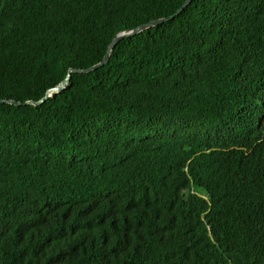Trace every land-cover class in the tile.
Here are the masks:
<instances>
[{"label":"trees","instance_id":"16d2710c","mask_svg":"<svg viewBox=\"0 0 264 264\" xmlns=\"http://www.w3.org/2000/svg\"><path fill=\"white\" fill-rule=\"evenodd\" d=\"M184 2L0 0V99ZM0 264H264V0H193L0 104Z\"/></svg>","mask_w":264,"mask_h":264},{"label":"water","instance_id":"95a60500","mask_svg":"<svg viewBox=\"0 0 264 264\" xmlns=\"http://www.w3.org/2000/svg\"><path fill=\"white\" fill-rule=\"evenodd\" d=\"M193 0H190V2H185L181 5V7L179 9H177L176 13L168 18H159V19H155V20H151L145 24L139 25L137 27H134L130 30H126V31H121L119 33H117L115 35V37L110 41V43L107 46L106 52L102 58V60L86 69H76V68H70L67 72L66 77L64 78L63 81H61L60 83H58L57 85H55L54 87L48 89L45 92V95L38 101H25V102H19L16 100H12V99H0V104H10V105H14V106H23V105H32V106H39L42 103H44L48 98L53 97L55 94H58L60 92H62L63 90H65V88L67 87L69 78L71 76V74L74 73H79V74H88L91 73L95 70H97L98 68L106 65L109 61V57L110 54L112 52V50L115 48V46L123 39L125 38H129L132 36H135L137 34H140L150 28L156 27L162 23H165L169 20H171L172 18H174L175 16L179 15L180 13H182V11L192 2Z\"/></svg>","mask_w":264,"mask_h":264},{"label":"snow or ice","instance_id":"6c2138e0","mask_svg":"<svg viewBox=\"0 0 264 264\" xmlns=\"http://www.w3.org/2000/svg\"><path fill=\"white\" fill-rule=\"evenodd\" d=\"M186 2H190V0H186Z\"/></svg>","mask_w":264,"mask_h":264}]
</instances>
